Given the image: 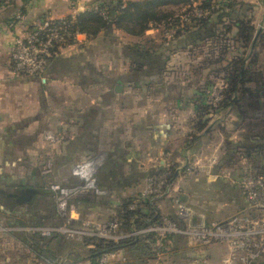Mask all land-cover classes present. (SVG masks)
<instances>
[{"label": "crops", "instance_id": "1", "mask_svg": "<svg viewBox=\"0 0 264 264\" xmlns=\"http://www.w3.org/2000/svg\"><path fill=\"white\" fill-rule=\"evenodd\" d=\"M103 1L130 3L128 15L98 26L85 13L95 32H81L41 75L12 72L15 35L44 15L71 14L73 3L79 12ZM144 1L0 3V224L12 226L0 231V264H39L35 254L91 264L92 244L28 229L61 222L48 185L74 181L73 163L87 156L102 160L97 181L103 191L80 201L77 211L96 221L139 196L149 173L165 161L179 169L168 194L147 201L138 219L122 222V235L176 217L175 198L194 222L222 221L246 208L240 163L264 165V149L251 150L264 148V0H159L149 8ZM145 11L164 19L181 15L176 35L165 39L161 26L144 21ZM47 130L53 139L44 138ZM192 160L198 172L184 170ZM209 245L210 260L218 254Z\"/></svg>", "mask_w": 264, "mask_h": 264}, {"label": "built area", "instance_id": "2", "mask_svg": "<svg viewBox=\"0 0 264 264\" xmlns=\"http://www.w3.org/2000/svg\"><path fill=\"white\" fill-rule=\"evenodd\" d=\"M191 0L187 1L190 4ZM88 8L98 10L97 3H90ZM104 14V10L100 11ZM77 8L72 4L70 18L66 16H47L29 28L21 35H15L9 52L11 70L17 75H41L50 59L58 54L63 47L79 42L81 33L73 26ZM159 25V24H158ZM168 38L174 37L178 24L160 25ZM46 139H53L51 131H44ZM102 160L97 156H87L73 163L71 174L74 181L64 183L53 180L48 187L51 190L61 222L56 225L29 226L28 229L40 236H51L53 233L61 237L83 242L86 237H99L119 242L137 234L155 231L157 239L148 241L155 247L149 264H211L204 253V247L212 243H224L227 250L222 255L219 264H256L264 256V177L255 167L246 166L238 178V184L244 194L246 208L235 212L222 221L209 223L194 222L189 218L188 209L181 201L175 199L176 217H164L139 229H133L127 235L118 233L122 221L112 217L104 221L80 218L77 204L84 199H93L102 193L98 185L97 172ZM185 170H193L188 165ZM169 169L153 171L147 176V185L143 189V197L130 201L128 208L144 207L147 201L160 195L166 187ZM140 202V203H138ZM76 212L77 215L72 213ZM12 226L0 224V231L10 232ZM167 235H180L188 242L197 246L189 260L178 262L168 255L166 244L161 238ZM37 257V263L68 264L60 257L51 260L43 255ZM98 264H140L131 260L128 253L121 247L107 248L98 253Z\"/></svg>", "mask_w": 264, "mask_h": 264}, {"label": "trees", "instance_id": "3", "mask_svg": "<svg viewBox=\"0 0 264 264\" xmlns=\"http://www.w3.org/2000/svg\"><path fill=\"white\" fill-rule=\"evenodd\" d=\"M159 0H146L143 2V6L145 8H149L150 6H152L153 4L157 3ZM185 3H187L188 0H182ZM0 3H3V0H0ZM96 3V2H93ZM209 4V3H206ZM99 9L98 10H94V9H90V8H85L82 11H79L76 13L75 15V19L73 22V26L76 27L80 32H86L87 34H92L93 32H95V28H90L89 25H87L86 23V18H84V14L88 13L89 16H91L94 20H96L98 22V26H106L109 24V22H112L113 20H117V23H119L121 20L124 19V17H126L128 15V8L130 6V3L128 2H115V3H109V2H100L97 3ZM104 10V14L101 13L100 11ZM113 11H119L118 14L116 16H114L112 14ZM112 14V15H111ZM70 14L66 15L67 18H70ZM143 18L144 21L146 22H152L153 24H155L156 26H160L163 24L168 25L169 23H174V24H179L180 20H181V15H172L170 17H168L167 19L164 18H160L158 16L153 15L152 13H150L149 11H145L143 14ZM159 24V25H158ZM178 30V28H177ZM176 35V34H175ZM173 38V37H171ZM165 39H169L168 37H165ZM254 146V147H253ZM251 147L252 148H257L259 149L260 152H262V150L264 148H259L255 145H253ZM250 167H255L257 165L250 164ZM257 172L260 173L261 175H263L264 177V168H260V167H255ZM131 200H123L120 203V209L119 212L117 213V215L113 216V217H118L122 222H125V224H127L126 222H128V220L131 217L135 216V219H138L139 217H141L142 215V211H141V207L138 206V208L135 209H130L128 208V203ZM140 203V202H138ZM147 204V203H146ZM144 204V205H146ZM140 215V216H139ZM147 215V214H146ZM112 218V217H111ZM146 226V225H144ZM143 226V227H144ZM145 235H149L148 237H151L152 240L157 239V235L155 232L153 231H149V232H145ZM153 235V236H152ZM174 236L173 235H167L163 238H161V240L166 244L167 242H171L173 240ZM171 239V240H170ZM83 244H92L94 247L91 249V264H98L97 263V257H98V253L103 250V249H109V248H123L126 246L129 250V255L135 257L138 261L139 259H141L143 257V255H151L153 254V251L156 249L153 246H150L148 241L145 240V237L141 236L140 234H137L131 238H124L122 240H120L119 242H114L112 240H106L103 238H99V237H86L84 239L83 242H81ZM125 250V249H124ZM44 257H48L47 255H43ZM134 258V259H135ZM51 260H54V258H50ZM151 257L149 256V258L147 259L148 263H150ZM43 264H50L49 262H44ZM142 264V262L140 263ZM143 264H145L143 262Z\"/></svg>", "mask_w": 264, "mask_h": 264}, {"label": "rangeland", "instance_id": "4", "mask_svg": "<svg viewBox=\"0 0 264 264\" xmlns=\"http://www.w3.org/2000/svg\"><path fill=\"white\" fill-rule=\"evenodd\" d=\"M196 3L197 2H195V0H191V2H190V4H187V5H196ZM21 16V13H17L16 14V18H18V17H20ZM47 16H50V15H44L43 17H47ZM61 16H66V15H61ZM53 17H59V16H53ZM42 19V18H41ZM41 19L39 20V21H41ZM38 21V22H39ZM37 22V23H38ZM30 27V26H29ZM28 27V28H29ZM162 33H163V36H165V31L164 30H162ZM171 39V38H170ZM31 86V85H30ZM22 88L21 86H18V88H15V89H20V88ZM30 88V87H29ZM13 101H15V100H13ZM254 147V146H253ZM259 148V147H258ZM252 150V152L253 153H257V152H259V153H262L263 152V150H262V152H260L259 151V149H257V148H252L251 149ZM254 155V154H253ZM165 164H163L162 166H161V168L160 169H158V168H155L154 170H152L151 172H153V171H157L158 170V172H162V171H166V169H169V177H168V179H167V182H166V187L161 191L162 193L160 194V195H158L159 197L160 196H162V195H166V194H168L167 192H168V188H169V185L171 184V182H172V180L174 179V177L176 176V174H177V171L179 170H177L172 164H170V163H166V161L164 162ZM235 163H237L238 164V160H236V162ZM249 163L250 164H252V166H253V161L251 162H249V161H247V160H244L243 159V162H241L240 163V166H242L243 168H245L246 166L248 167L249 166ZM188 165H191V166H193V170H185V167H187ZM246 165V166H245ZM261 166H259V165H257V166H255V167H260V168H263V163L262 164H260ZM241 167V169H239V177H240V175H241V173L243 172V168ZM184 170L185 171H187V172H190V173H195V172H198V170H199V166L192 160V161H187V163L184 165ZM150 172V173H151ZM149 173V174H150ZM147 185V178H146V180H145V185L144 186H142V188H141V190H140V194H139V196H135L134 198H128V200H131V201H136V200H139V199H141L144 195H143V189H144V187ZM244 195V194H243ZM157 196H155V197H153V198H156ZM152 198V199H153ZM176 199V198H175ZM214 215V214H213ZM210 222H213V221H210ZM205 223H209V222H205ZM153 232H155V231H153ZM156 233V232H155ZM157 234V233H156ZM171 240V239H170ZM222 244H224V243H222ZM222 244H220V243H212L211 244V246L208 248L209 250H211L212 251V248H214L215 250H216V252H217V256L216 257H214L213 255L214 254H212L211 253V251H207V253L210 255V253H211V258H210V260L212 261V263L213 264H219V262H220V260H221V257H222V255L220 256V254L224 251V245H222ZM206 248V246L204 247V249ZM197 249V246L195 245V244H193V243H191V242H188V239H185L184 237H182V236H180V237H178L177 239H175V240H172L171 242H167L166 243V248L165 249H163V250H167L168 251V255H172L173 256V259H177L178 260V262L180 263V262H182V260H183V262L185 261V260H189L190 258H191V256H192V253L194 252V250H196ZM215 252V253H216ZM149 256L151 257V255H149V254H147V255H143V257L141 258V259H139V263H141L142 262V264H143V262L145 263V264H147L148 263V261H147V259L149 258ZM213 256V257H212ZM220 256V257H219ZM211 263V264H212ZM256 264H264V256H263V258H261V259H259L258 261H257V263Z\"/></svg>", "mask_w": 264, "mask_h": 264}, {"label": "water", "instance_id": "5", "mask_svg": "<svg viewBox=\"0 0 264 264\" xmlns=\"http://www.w3.org/2000/svg\"><path fill=\"white\" fill-rule=\"evenodd\" d=\"M121 86H122L121 84H116L115 85V90L116 91H119L121 89Z\"/></svg>", "mask_w": 264, "mask_h": 264}]
</instances>
